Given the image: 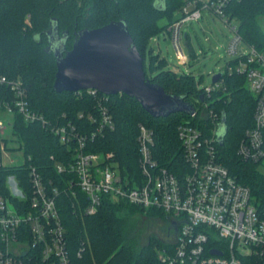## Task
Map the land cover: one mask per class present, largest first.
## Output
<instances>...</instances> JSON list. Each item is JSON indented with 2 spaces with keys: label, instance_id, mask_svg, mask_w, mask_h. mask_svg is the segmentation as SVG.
<instances>
[{
  "label": "trees",
  "instance_id": "16d2710c",
  "mask_svg": "<svg viewBox=\"0 0 264 264\" xmlns=\"http://www.w3.org/2000/svg\"><path fill=\"white\" fill-rule=\"evenodd\" d=\"M186 0H0V74L22 81L31 109L43 115L51 126L70 123L79 133L98 128L96 99L87 91L54 92L55 59L48 53V31L56 28L65 49L70 50L82 29H96L111 21L122 20L143 58L145 78L158 84L167 94L180 96L195 113H174L167 117L150 116L133 98L124 94L108 95L105 105L111 116L112 131L88 141L86 152L113 153L119 171L130 179L141 180L138 167L137 134L139 125L153 132L152 158L159 166L176 175L184 171L183 150L177 137L181 125L214 128L209 111L217 114L216 132L224 118V133L217 140L218 160L235 180L250 190L251 202L264 212V159L254 163L241 160L237 148L253 126L255 96L248 90L245 74L222 71V85L209 96L199 88L190 72H175L164 57L149 48L152 38L178 19ZM226 13L238 28L244 43L264 52V0H232ZM29 16L30 25L25 23ZM165 23L160 25L159 22ZM187 38V34H185ZM148 53V62H145ZM190 50V60L195 59ZM189 60V61H190ZM230 63L229 65L233 64ZM101 94H99L100 96ZM89 115L96 118L95 122ZM11 128L21 150L30 157L41 176L56 187L74 178L67 169L57 172L56 165L67 166L73 159L71 147L62 144L54 133L39 123H26L14 114ZM47 128V127H46ZM0 169V186L6 173L27 178L26 164ZM61 189V188H60ZM76 195L61 192L56 203L65 229L72 264H157L156 248L162 240L152 237L138 247L128 240L129 217L135 213L166 216L153 208L145 209L122 200L103 196L94 215H85L87 197L76 188ZM80 256H78V252Z\"/></svg>",
  "mask_w": 264,
  "mask_h": 264
},
{
  "label": "built area",
  "instance_id": "2783aa9c",
  "mask_svg": "<svg viewBox=\"0 0 264 264\" xmlns=\"http://www.w3.org/2000/svg\"><path fill=\"white\" fill-rule=\"evenodd\" d=\"M231 1L186 0L178 19L165 33L171 39L179 62L186 65L189 60L184 55L181 40L182 27L188 22L198 21L208 11L232 32L225 51L234 57V63L228 65L226 71L245 74L247 88L255 96L253 126L246 130L237 154L245 162L257 163L264 159V52L243 42L237 25L232 24L233 20L226 13ZM221 85L222 77L203 87L204 93L209 96ZM82 91L95 97L99 114L98 128L89 133H79L70 123L51 126L43 115L31 109L27 90L19 77L0 74V112L17 114L26 123H39L57 135L62 144L71 147L72 143L74 150L73 160L67 166L56 165L57 172L67 169L74 175L60 189L27 163L30 157L21 150L11 128L12 121L6 124L0 119V169L27 163L25 180L16 173H6L0 186V264H72L56 200L63 191L75 196V188L88 199L85 215L97 212L103 196L160 210L166 216L167 226L166 237L156 248L157 264H264V212L253 206L249 188L238 183L217 158V114L209 111L214 128H209L208 133L205 128L178 127L177 137L185 164L182 175L158 165L151 153L153 132L139 125L141 180L131 183L117 168L113 153L86 152L88 141L114 128L105 105L108 95L93 89ZM89 119L96 120L92 115ZM8 129L9 136L6 135ZM10 141L17 142L19 147L8 146ZM18 150L23 163L15 165L10 151Z\"/></svg>",
  "mask_w": 264,
  "mask_h": 264
},
{
  "label": "water",
  "instance_id": "95a60500",
  "mask_svg": "<svg viewBox=\"0 0 264 264\" xmlns=\"http://www.w3.org/2000/svg\"><path fill=\"white\" fill-rule=\"evenodd\" d=\"M48 53L55 59L53 91L78 92L93 89L105 95L124 94L133 98L150 116L167 117L174 113L192 115L193 108L180 96L167 94L161 86L149 82L143 70V58L122 21H111L96 29L75 34L70 50L65 49L56 28L49 31ZM212 76L211 83L222 77ZM224 118L216 132L224 133ZM223 129L222 135H218ZM218 254L216 251H212Z\"/></svg>",
  "mask_w": 264,
  "mask_h": 264
},
{
  "label": "rangeland",
  "instance_id": "374dc122",
  "mask_svg": "<svg viewBox=\"0 0 264 264\" xmlns=\"http://www.w3.org/2000/svg\"><path fill=\"white\" fill-rule=\"evenodd\" d=\"M25 23L30 25L29 16L25 18ZM163 23L164 20L159 22V24ZM259 23L264 30V19L262 17L259 18ZM232 24L236 23L232 21ZM182 31L181 45L184 55L189 58L190 50L196 55L195 59L189 61V64L184 65L179 62L171 39L167 35L165 36L163 32L152 38L149 48L152 47L155 54L158 53L163 56L170 69L177 68L179 72H191L195 76L199 88L210 86L212 76L225 71L227 66L234 60V57L228 56L225 51L229 40L232 38V32L224 22L208 11H205L198 21L194 20L184 25ZM184 34H187V38L184 37ZM145 62H148V53ZM0 119L9 124L12 121V116L1 111ZM10 133L11 131L8 129L6 135L9 136ZM8 146L16 149L19 147L15 141H10ZM10 157L15 165L23 163L20 150L10 151ZM102 160L103 157H100V161ZM129 221L131 226L128 228V240L134 242L138 247L144 246L152 237L159 240L166 237V221L159 219L156 214L135 213L129 217Z\"/></svg>",
  "mask_w": 264,
  "mask_h": 264
},
{
  "label": "crops",
  "instance_id": "0c3cea01",
  "mask_svg": "<svg viewBox=\"0 0 264 264\" xmlns=\"http://www.w3.org/2000/svg\"><path fill=\"white\" fill-rule=\"evenodd\" d=\"M164 23H165V21H164ZM164 23H163V24H164ZM163 24H160V25H163ZM163 33H164L165 36H166V35L168 36L167 33H165V32H163ZM168 37H169V36H168ZM184 37H185V34H184ZM161 57H163V56H161ZM189 58H190V57H189ZM189 58H188V60H190ZM188 64H189V63H188ZM172 70L175 71V72H179L177 68H174V69H172Z\"/></svg>",
  "mask_w": 264,
  "mask_h": 264
},
{
  "label": "clouds",
  "instance_id": "9594fccd",
  "mask_svg": "<svg viewBox=\"0 0 264 264\" xmlns=\"http://www.w3.org/2000/svg\"><path fill=\"white\" fill-rule=\"evenodd\" d=\"M222 133H223V129H221V132H220V133H218V135H222Z\"/></svg>",
  "mask_w": 264,
  "mask_h": 264
}]
</instances>
